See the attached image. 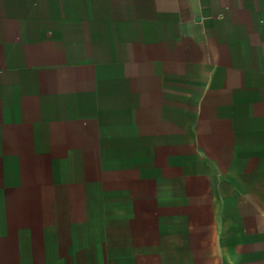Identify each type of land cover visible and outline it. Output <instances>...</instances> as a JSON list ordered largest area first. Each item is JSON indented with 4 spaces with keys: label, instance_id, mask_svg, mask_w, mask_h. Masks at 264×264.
<instances>
[{
    "label": "crops",
    "instance_id": "1",
    "mask_svg": "<svg viewBox=\"0 0 264 264\" xmlns=\"http://www.w3.org/2000/svg\"><path fill=\"white\" fill-rule=\"evenodd\" d=\"M0 264H264V0H0Z\"/></svg>",
    "mask_w": 264,
    "mask_h": 264
}]
</instances>
